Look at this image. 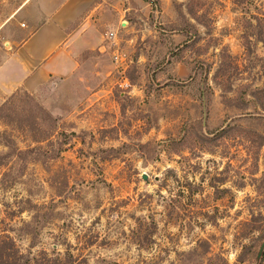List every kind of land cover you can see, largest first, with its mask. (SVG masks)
<instances>
[{
    "label": "rangeland",
    "instance_id": "rangeland-1",
    "mask_svg": "<svg viewBox=\"0 0 264 264\" xmlns=\"http://www.w3.org/2000/svg\"><path fill=\"white\" fill-rule=\"evenodd\" d=\"M38 1L0 0V235L29 264H264V0L106 5L28 91Z\"/></svg>",
    "mask_w": 264,
    "mask_h": 264
},
{
    "label": "crops",
    "instance_id": "crops-1",
    "mask_svg": "<svg viewBox=\"0 0 264 264\" xmlns=\"http://www.w3.org/2000/svg\"><path fill=\"white\" fill-rule=\"evenodd\" d=\"M142 1L39 0L40 13L31 21L34 26L28 25L26 36L16 49L23 87L35 91L50 78L74 75L81 67L83 50L91 44L90 38L80 32L81 21L91 18L106 5L122 14L130 9L126 7L130 2Z\"/></svg>",
    "mask_w": 264,
    "mask_h": 264
},
{
    "label": "trees",
    "instance_id": "trees-1",
    "mask_svg": "<svg viewBox=\"0 0 264 264\" xmlns=\"http://www.w3.org/2000/svg\"><path fill=\"white\" fill-rule=\"evenodd\" d=\"M210 248L211 247H209V250L206 251L207 253L210 252ZM259 251L256 254L257 261H258ZM46 258L49 264H69L70 263V261L66 263L63 262V260L60 257L50 259L47 256ZM219 258L223 262L222 264H228L223 256L219 255ZM263 259H264V254L262 255L260 260H263ZM0 264H29L28 256L22 253V251L18 248L15 240L7 234L0 235Z\"/></svg>",
    "mask_w": 264,
    "mask_h": 264
},
{
    "label": "water",
    "instance_id": "water-1",
    "mask_svg": "<svg viewBox=\"0 0 264 264\" xmlns=\"http://www.w3.org/2000/svg\"><path fill=\"white\" fill-rule=\"evenodd\" d=\"M144 178L147 179V174H144ZM263 252H264V241H263V243H262V245L260 247V251L258 253V260L261 259Z\"/></svg>",
    "mask_w": 264,
    "mask_h": 264
},
{
    "label": "built area",
    "instance_id": "built-area-1",
    "mask_svg": "<svg viewBox=\"0 0 264 264\" xmlns=\"http://www.w3.org/2000/svg\"><path fill=\"white\" fill-rule=\"evenodd\" d=\"M109 35L114 36L115 33H114L113 31H111V32L109 33ZM109 35H108V36H109Z\"/></svg>",
    "mask_w": 264,
    "mask_h": 264
}]
</instances>
